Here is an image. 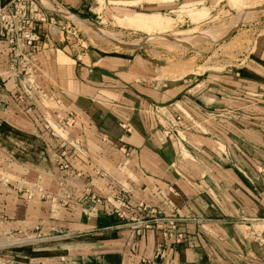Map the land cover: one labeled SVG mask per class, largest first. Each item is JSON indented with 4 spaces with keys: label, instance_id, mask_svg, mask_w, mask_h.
<instances>
[{
    "label": "crops",
    "instance_id": "crops-1",
    "mask_svg": "<svg viewBox=\"0 0 264 264\" xmlns=\"http://www.w3.org/2000/svg\"><path fill=\"white\" fill-rule=\"evenodd\" d=\"M53 1L68 18L74 11L91 18L98 4ZM118 3L143 10L136 21L169 16L181 29L203 24L230 0ZM78 55L75 40L48 30L33 76L46 97L22 103L0 40V245L30 241L6 253L38 247L54 250L40 258L47 263L145 264L156 263L164 245L173 264H264V58L247 53L212 72L166 63L164 74L143 48ZM36 183L57 202L26 194ZM120 198L178 215L184 241L168 242L160 229L136 238L119 227Z\"/></svg>",
    "mask_w": 264,
    "mask_h": 264
},
{
    "label": "rangeland",
    "instance_id": "rangeland-1",
    "mask_svg": "<svg viewBox=\"0 0 264 264\" xmlns=\"http://www.w3.org/2000/svg\"><path fill=\"white\" fill-rule=\"evenodd\" d=\"M48 1L61 8L53 0ZM109 1L112 0H104L103 6L98 3L95 10L96 14L91 18H88L84 13L81 14L86 18H81L80 15L71 13L76 15L75 17L78 16L81 20L87 21L97 30L105 31L106 35H117L124 42L135 43L140 40L144 41L140 46L131 50L116 46L109 41L107 36H99L96 32L85 31L74 20L62 13H58L57 16L60 20L71 24L76 29L79 37L85 43L86 51L88 48H95L108 54H122L143 48L158 58V61H160L159 69L164 74L168 72L166 63L183 64L182 62L189 61L186 66L191 68L194 66L200 67V72H212L224 69L231 62L236 63L237 60L241 64L247 53L252 52L264 58V11H257V9L264 7V0H237L236 2L230 0L229 6L225 9H220L222 10L221 12L217 9L203 24L185 26L181 29L174 28L172 26L173 21H170L171 27L168 29L153 28L150 26L153 20L137 19L136 21L135 17L132 18L135 11H143L139 7H130V4L124 3L119 4L118 2L121 0L114 2V4H108ZM41 5L45 7L42 3ZM45 8L48 9L47 7ZM50 11L54 12L53 10ZM127 17H130L132 22L125 19ZM164 17L169 18V16ZM123 19L126 20V23ZM119 20H122V22ZM177 34H193L195 35L193 38L199 40L193 43H182L180 42L182 38L172 37V35ZM153 35H155V38L147 41ZM156 35H170L171 40L158 38ZM215 37H219L221 40L217 42ZM171 41L173 42L171 43ZM12 242L30 245L28 239L18 238Z\"/></svg>",
    "mask_w": 264,
    "mask_h": 264
},
{
    "label": "built area",
    "instance_id": "built-area-1",
    "mask_svg": "<svg viewBox=\"0 0 264 264\" xmlns=\"http://www.w3.org/2000/svg\"><path fill=\"white\" fill-rule=\"evenodd\" d=\"M57 15L58 13L49 11L35 1L11 0L10 3L0 6V40H6L10 54L7 73L18 82L22 90L18 99L22 103L37 102L46 97L35 84L33 76L37 68L35 57L48 30L56 29L64 34L66 40H75L79 48V58L86 54L85 43L79 37L76 29L71 24L60 20ZM1 110L2 101L0 100V115ZM56 117L60 123L65 121V116L62 114L58 113ZM71 119H73L72 114L69 115L67 122ZM183 119L182 115L176 117L178 122ZM1 127L2 119L0 116V129ZM62 168H67V165H63ZM34 191L38 192L46 201L57 202L56 198L47 195L40 183L35 184L33 191L27 190L25 193L32 197ZM117 203V207L114 208V215L121 221L119 227L129 228L136 238L144 236L149 231L160 229L166 241L176 245L184 241V234L178 230V223L181 221L178 215L162 216L161 212L147 204L139 203L135 206L127 198H120ZM258 241L263 244L264 238L261 239L258 236ZM12 245L13 242L11 241L8 243L5 241L4 244L0 245V264H63L67 261L66 258L56 259L51 263L40 258H33L28 262L16 261L8 257L6 253ZM171 251L173 250H166L163 245L157 254L156 259L158 261L156 263L148 259H144L143 262L145 264L153 262L155 264H173L170 256ZM2 254H6V256H1Z\"/></svg>",
    "mask_w": 264,
    "mask_h": 264
},
{
    "label": "bare ground",
    "instance_id": "bare-ground-1",
    "mask_svg": "<svg viewBox=\"0 0 264 264\" xmlns=\"http://www.w3.org/2000/svg\"><path fill=\"white\" fill-rule=\"evenodd\" d=\"M114 2H117V0H113ZM231 1H233V2H236L237 0H231ZM97 2L100 4V6H103V4H104V0H97ZM41 3L45 6V7H47L48 9H50V10H53V11H55V10H58V7H56L51 1H50V3H49V1L48 0H41ZM49 10V11H50ZM52 12V11H51ZM250 15H252V14H250ZM70 17V19H72V20H74L76 23H77V25L78 26H80L83 30H85V31H88V32H96L97 33V35H99V36H104V37H108L109 38V41L113 44V45H116V46H121V47H123V48H126V49H134V48H136V47H138V46H140L141 45V43L144 41V40H140L139 42H135V43H127V42H124V41H122V40H120V37H118L117 35H112V34H108V32H107V34L108 35H106V32L105 31H103V32H101L100 30H97L95 27H93L90 23H88L87 21H83V20H81L80 18H78V17H75V15L73 16V15H70L69 16ZM133 18V17H132ZM125 19H127V20H129V21H131L130 20V17H127V18H125ZM125 19H123V21L125 22L126 20ZM139 20V19H138ZM141 20H143V19H141ZM120 22H122V20H119ZM170 19H167V18H157V19H154L153 21H152V24L150 25L151 27H153V28H158V29H168V28H170L171 26H170ZM132 22V21H131ZM126 23V22H125ZM151 23V22H150ZM131 24V23H130ZM131 26V25H130ZM152 33V32H151ZM155 35H153V36H150L148 39H147V41H150V40H153L155 37H154ZM156 36H158V35H156ZM160 36V37H159ZM158 36V38H164V39H166V40H171V36L169 37V38H167L166 36L167 35H159ZM195 35H193V34H189V35H172V37H180V38H182V40L180 41V42H182V43H186V42H190V43H193V42H197L198 40L197 39H195V38H193ZM216 38V41L218 42L219 40H221L219 37H215ZM223 38V37H222ZM173 41H171V43H172ZM109 43V42H108ZM187 44V43H186ZM196 45V44H195ZM125 49V50H126ZM12 241V240H11ZM15 242V241H14ZM17 243V242H16Z\"/></svg>",
    "mask_w": 264,
    "mask_h": 264
},
{
    "label": "trees",
    "instance_id": "trees-1",
    "mask_svg": "<svg viewBox=\"0 0 264 264\" xmlns=\"http://www.w3.org/2000/svg\"><path fill=\"white\" fill-rule=\"evenodd\" d=\"M74 14L80 15L81 18L84 17L80 12L74 11ZM12 253L7 254L8 257H11L12 259L16 261L21 262H28L30 259L33 258H41V257H49L52 255H56L54 250H41L38 247H27V248H18L14 250H10ZM53 253V254H52ZM2 256H6V254H2Z\"/></svg>",
    "mask_w": 264,
    "mask_h": 264
},
{
    "label": "water",
    "instance_id": "water-1",
    "mask_svg": "<svg viewBox=\"0 0 264 264\" xmlns=\"http://www.w3.org/2000/svg\"><path fill=\"white\" fill-rule=\"evenodd\" d=\"M37 2H39V3H40V0H37ZM260 11H264V8L260 9ZM83 21H84V20H83ZM166 37H167V38H169V37H170V35H167Z\"/></svg>",
    "mask_w": 264,
    "mask_h": 264
}]
</instances>
